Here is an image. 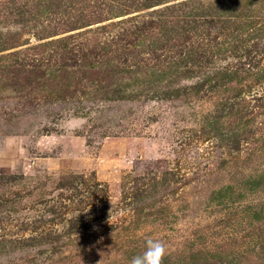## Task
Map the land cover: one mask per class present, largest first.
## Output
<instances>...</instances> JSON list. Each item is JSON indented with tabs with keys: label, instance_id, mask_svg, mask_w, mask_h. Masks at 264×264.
<instances>
[{
	"label": "rangeland",
	"instance_id": "rangeland-1",
	"mask_svg": "<svg viewBox=\"0 0 264 264\" xmlns=\"http://www.w3.org/2000/svg\"><path fill=\"white\" fill-rule=\"evenodd\" d=\"M67 1L0 0V264H129L149 238L264 264V82L216 87L264 69V36L213 0Z\"/></svg>",
	"mask_w": 264,
	"mask_h": 264
},
{
	"label": "trees",
	"instance_id": "trees-1",
	"mask_svg": "<svg viewBox=\"0 0 264 264\" xmlns=\"http://www.w3.org/2000/svg\"><path fill=\"white\" fill-rule=\"evenodd\" d=\"M164 0H143V6L145 8H151L153 6L161 4ZM214 2H210V9H217V15L223 18H227L228 22H235L236 31H246L249 30L252 35H263L264 36V0H213ZM84 2L83 0H75V1H67L69 4L77 3L81 4ZM83 4V3H82ZM73 6V5H72ZM70 6V7H72ZM206 7V6H205ZM188 18L195 19V14L190 15L189 12L187 14ZM245 20V23L241 26L240 22ZM227 22V21H226ZM261 22V25H260ZM227 24V23H226ZM259 27H256L258 26ZM237 34V33H236ZM238 34L236 35V39H238ZM4 41L0 40V50L5 48ZM220 85H216V87L222 88L225 92L233 93L236 95L235 97H226L225 102H229L231 99H238L241 97V92L244 87L250 89L254 86V84H259L264 82V69L258 70H247V71H236V70H223L218 72ZM217 80V76H216ZM235 100V101H236ZM235 101L230 104L231 108L237 106V102ZM236 105V106H235ZM231 111H229L227 115H230ZM221 118V117H220ZM220 118H215L214 120H209L206 124V128L210 132H214L221 138L225 137L224 128L220 125ZM205 261V260H204ZM171 259L169 257L164 258L163 264H170ZM192 264H206L205 262H195Z\"/></svg>",
	"mask_w": 264,
	"mask_h": 264
},
{
	"label": "clouds",
	"instance_id": "clouds-1",
	"mask_svg": "<svg viewBox=\"0 0 264 264\" xmlns=\"http://www.w3.org/2000/svg\"><path fill=\"white\" fill-rule=\"evenodd\" d=\"M167 249L162 241L149 238L146 240L145 250L135 255L129 264H163Z\"/></svg>",
	"mask_w": 264,
	"mask_h": 264
}]
</instances>
